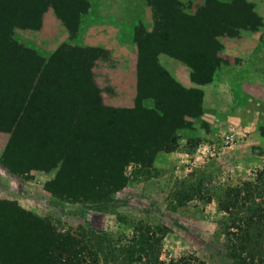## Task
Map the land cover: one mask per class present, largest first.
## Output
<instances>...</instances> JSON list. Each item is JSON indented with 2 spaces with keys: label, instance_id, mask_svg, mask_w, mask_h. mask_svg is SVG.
I'll use <instances>...</instances> for the list:
<instances>
[{
  "label": "trees",
  "instance_id": "trees-1",
  "mask_svg": "<svg viewBox=\"0 0 264 264\" xmlns=\"http://www.w3.org/2000/svg\"><path fill=\"white\" fill-rule=\"evenodd\" d=\"M152 29L138 23L134 107L102 103L92 67L107 52L60 45L49 58L13 38L19 25L36 31L51 9L73 40L88 0H0V132L9 133L2 164L12 175L56 168L47 189L64 199H108L127 184L129 166L150 167L157 152L172 151L186 118L202 114L199 88L180 85L158 62L165 55L189 70L197 86L213 81L223 60L221 37L264 27L247 0H205L193 14L180 0H146ZM171 98L184 103L162 112ZM152 102V107L144 103ZM264 130V128H261ZM229 264H264V169L225 191L219 201ZM126 242L94 230L61 233L16 202L0 199V264H205L193 254L160 259L166 226L133 222Z\"/></svg>",
  "mask_w": 264,
  "mask_h": 264
},
{
  "label": "rangeland",
  "instance_id": "rangeland-1",
  "mask_svg": "<svg viewBox=\"0 0 264 264\" xmlns=\"http://www.w3.org/2000/svg\"><path fill=\"white\" fill-rule=\"evenodd\" d=\"M180 1L188 14L205 2ZM247 1L254 3L260 15L263 13L264 0ZM88 3V12L81 17L73 40H69L62 24L47 19L46 13L38 30L19 25L13 38L46 59L64 43L105 50L107 54L92 67L102 103L113 108H133L137 94L133 29L141 23L151 31L150 8L146 0H88ZM47 13L49 17L53 11L49 9ZM219 57L224 63L215 72L213 81L197 86L190 81L189 70L183 64L165 55L158 56L162 68L180 85L201 90L202 114L186 118L189 125L176 131L175 148L157 152L150 167L129 166L125 171L127 184L108 199L74 201L51 193L47 184L54 179L58 167L10 174L2 164L9 138L5 132H0V199L16 202L61 233L88 229L118 242L128 240L133 222L162 224L169 233L162 241L161 260L168 262L193 254L205 264H229L220 225L224 215L218 205L227 189L253 180L264 169L261 129L264 124L247 117L235 119L232 97L241 94L239 87L230 84L232 90L222 92L227 88L222 89L220 84L238 80L242 75L231 73L235 67L223 57V49ZM183 104L166 98L160 106L162 112H175ZM144 105L152 107L153 103ZM117 260L116 264H126L120 256Z\"/></svg>",
  "mask_w": 264,
  "mask_h": 264
},
{
  "label": "crops",
  "instance_id": "crops-1",
  "mask_svg": "<svg viewBox=\"0 0 264 264\" xmlns=\"http://www.w3.org/2000/svg\"><path fill=\"white\" fill-rule=\"evenodd\" d=\"M261 11L264 21V7ZM47 14L46 12L47 19H54L61 24L53 14L49 17ZM221 42L223 57L229 60L231 67H235L231 73L242 75L238 80L220 84L222 89L227 88L222 92L231 91L230 84L239 87L241 94L232 97L236 110L235 119L240 121L247 117L257 120L258 124H264V27L255 32H243L238 38L224 37Z\"/></svg>",
  "mask_w": 264,
  "mask_h": 264
}]
</instances>
